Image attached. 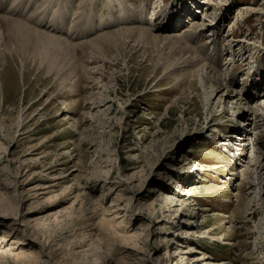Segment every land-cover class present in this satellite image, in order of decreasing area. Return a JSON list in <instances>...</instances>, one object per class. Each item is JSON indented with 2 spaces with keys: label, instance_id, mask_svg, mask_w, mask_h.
Listing matches in <instances>:
<instances>
[{
  "label": "rangeland",
  "instance_id": "obj_1",
  "mask_svg": "<svg viewBox=\"0 0 264 264\" xmlns=\"http://www.w3.org/2000/svg\"><path fill=\"white\" fill-rule=\"evenodd\" d=\"M207 1L0 0L58 36L0 20V211L25 227L0 218V264H168L178 245L182 264H264V113H234L237 91L264 108V0ZM121 9L180 14L163 36L203 23L194 54L231 74L175 68L168 41L105 25ZM245 128L250 143L228 136Z\"/></svg>",
  "mask_w": 264,
  "mask_h": 264
},
{
  "label": "bare ground",
  "instance_id": "obj_2",
  "mask_svg": "<svg viewBox=\"0 0 264 264\" xmlns=\"http://www.w3.org/2000/svg\"><path fill=\"white\" fill-rule=\"evenodd\" d=\"M210 0H208L207 2H209ZM122 3V2H121ZM2 5V4H1ZM208 7V6H207ZM210 7V6H209ZM205 8H206V6H205ZM125 9V8H124ZM129 9V8H128ZM127 9V10H128ZM7 10H9V11H6V10H4V12H7V13H9V14H11V15H14L16 12H13L11 9H7ZM188 10H189V12H192L193 13V11L194 12H196V10H195V8H194V6L190 3L189 5H188V7H183V8H181V10L179 11V12H181V16H183L184 15V12H188ZM15 11V10H14ZM121 11H122V13L121 14H119V16H115V14L114 13H110V17L111 18H113V20L112 19H108V18H106V20L108 19V21H106L105 20V22H106V24L105 25H109V24H113V23H123V22H121V21H124V22H127V23H131V24H133L134 26H132V27H122V28H120V30H117L119 33H121V32H127V33H133V32H138L140 35H151V36H154V37H156V38H161V39H163V40H166V41H168V43H169V45H171V48H173L175 51H178V53L180 54L179 55V63H177V65H176V67L175 68H178L179 70H181V69H183L184 67H186V68H191L192 66H196V65H198V64H200L201 62H203V59L200 57V56H196L194 53H196V52H194L192 49H193V47H191L190 46V44L188 43L189 41L190 42H192V40H194L195 41V37L197 36L196 34H198V36H201V34L205 31L204 29V24L203 23H201V22H199L198 23V21L196 22V20H193L192 21V28L191 29H189V28H185V29H183V31H182V33L181 34H179V33H172V34H165L164 36L163 35H161V34H154V33H152L151 32V28L153 27V28H156L157 30L158 29H161V30H164V31H166V30H168V29H170L171 31H172V27L174 28L176 25L174 24V21L175 22H177L178 20L177 19H179V17H180V14L179 15H176V14H174L175 15V19H174V21L173 20H170L169 21V23L170 24H168V22L167 23H164V24H159L158 26H151V24L149 23V19H145V18H143V16L142 15H140V17H141V19H142V21L145 23V24H147V26L146 25H142L143 23H141L140 21L139 22H137L138 21V19L137 18H135L136 17V12H134V11H132V10H129V12H126V11H124L123 9H121ZM108 12H111V11H108ZM126 12V14L125 15H123L124 13ZM17 14V13H16ZM15 14V15H16ZM22 14V13H21ZM194 14V13H193ZM116 15H118V14H116ZM123 15V16H122ZM151 15V14H150ZM21 16H23V15H21ZM42 18H44V15L43 16H41V17H38V20H42ZM0 20H10V21H12L14 24H15V26L17 27V28H19V29H21V30H26V31H29V30H32V31H35V32H40V33H43V35L44 34H48V33H46V32H44V31H41V30H39L38 28H35V27H32V26H30V25H28V24H26V23H24V22H22V21H20V20H17V19H15V18H10V17H2V16H0ZM32 20V19H31ZM44 20H45V18H44ZM126 20V21H125ZM135 20V21H134ZM36 22V21H35ZM40 22V21H39ZM44 22V21H43ZM180 22V21H179ZM37 24L36 25H43V26H48V27H50L52 30H54V32H57L58 30H59V32L58 33H61L62 32V30H61V27L62 28H64V26H62V24L59 26V24H57V23H52L51 22V20L50 21H48V20H45V22L44 23H42V22H40V24H38V22H36ZM62 23V22H61ZM103 23V22H102ZM59 27H58V26ZM148 25L149 26H151V27H148ZM175 25V26H174ZM235 25V23H233L232 24V27ZM66 27V26H65ZM73 27V26H72ZM102 27V26H101ZM103 27H105L104 25H103ZM94 28H100V26H95ZM169 30V31H170ZM63 31H65L66 33L65 34H67L68 32L69 33H71L70 34V38H79V34L75 31L74 32V30H72V29H69V28H67L66 30H65V28H64V30ZM68 31V32H67ZM158 31H160V30H158ZM162 32V31H161ZM32 33V32H31ZM53 33V32H52ZM68 33V34H69ZM76 34V35H75ZM108 34V33H107ZM122 34V33H121ZM124 35H125V33H124ZM139 35V36H140ZM195 35V36H194ZM47 36H50L51 38H55V37H58V36H54L53 34L51 35V34H48ZM162 36V37H161ZM45 37V36H44ZM99 38H100V36H99ZM126 38V37H125ZM158 40V39H157ZM50 42V41H49ZM57 42V41H56ZM48 43V42H47ZM201 43V42H200ZM49 44V43H48ZM52 44V43H51ZM44 45V44H43ZM201 46V45H200ZM198 50V49H197ZM217 50V49H216ZM199 51V50H198ZM213 51V50H212ZM174 52V51H173ZM205 58V57H204ZM178 60V59H177ZM208 63H209V61H207ZM208 63H206V61L205 62H203L202 63V65L199 67V68H196L195 70H196V72H202V78L203 79H207V80H210L211 82H212V84H219V85H222V82H224L226 79H227V77L231 74H229V73H226V71H224V70H222L221 68L220 69H216V68H218L219 67V65H217V64H215L216 66H213L212 64V66H210ZM218 63V62H217ZM214 64V63H213ZM188 66V67H187ZM216 67V68H215ZM224 69V68H223ZM227 70H228V68H227ZM184 71H186V70H184ZM229 74V75H228ZM214 87H217V86H215V85H212V86H208V88H210V89H212V88H214ZM211 91H213V89L211 90ZM210 94V93H209ZM208 94V98H209V95ZM230 94H228V95H226L227 97L229 96ZM235 96H238V101H240V103H238L239 104V106L238 107H236L237 108V110H235L234 111V113L235 114H237V116H240L241 118L244 116L245 117V120H247V118H248V113H251V116L252 115H254L255 114V116H254V118L256 117V119L258 120V118H260L261 117V114H262V119H263V113L264 112H262L263 110H264V108L262 107H251L250 106V103H249V98H243V96H241L240 95V92H238L237 91V93H236V95ZM247 96V95H246ZM245 97V96H244ZM218 99H220V98H218ZM217 99V100H218ZM236 99V98H235ZM236 99V100H237ZM219 101H221V100H219ZM235 101L233 100V102L232 103H234ZM243 104H247L246 105V107H244L243 106ZM250 106V107H249ZM249 107V108H248ZM233 108H235V107H233ZM239 108V109H238ZM249 109V110H247V112H245V111H242V109L244 110V109ZM259 115V116H258ZM243 119V118H242ZM253 120H255V119H253ZM257 120H255V124H257L258 125V121ZM261 120V119H260ZM264 120V119H263ZM260 122V121H259ZM235 133V134H234ZM248 132L246 131V128L245 129H243V130H240V131H238V132H233L232 134H229L228 136L229 137H233V139L235 138V140L237 139V137L238 138H240V137H242V136H247L248 134H247ZM227 136V137H228ZM249 137H246V139L245 140H247L249 143L251 142L250 141V139H248ZM231 140V141H234V140ZM221 144H226V142L224 141V142H222ZM227 144H229V143H227ZM242 143H239V145H241ZM228 146V145H227ZM229 146H231L232 147V149H235V150H238L237 149V147H234L232 144H229ZM263 156H264V154H262ZM263 170H264V165H263V168H262ZM261 177V176H260ZM261 183V182H260ZM251 184H253V182H251ZM128 198V197H127ZM125 201H127V202H130V198H128L127 200H125ZM126 202V203H127ZM128 204V203H127ZM125 206H127L126 204H125ZM125 206L124 207H121V209H124L125 208ZM122 212V211H121ZM124 213V212H123ZM118 214H120V212H118ZM117 214V215H118ZM122 214V213H121ZM0 218H7V219H10V221L9 222H6L7 223V227H6V229H12V231L11 232H15V231H17V232H22L23 231V228H25L24 227V224H22V223H19V221H18V218H17V216L16 215H10L9 213H6L5 211H0ZM21 225V227H18V226H20ZM6 231V230H5ZM7 232V231H6ZM6 233L4 232V234L3 235H5ZM170 239H174V243H183V239H177L176 237H170ZM5 241H7V239H5ZM20 243V241H18L16 244H19ZM1 246H3V244L2 243H0V248H1ZM185 252H187V250H183V248H180V245H178V246H176V247H174L173 249H171V253L170 254H168L167 256H166V258H170L171 257V260H168L167 262H168V264H182V263H179V260H180V257H181V255L182 254H184ZM0 253H2V252H0ZM203 258V256L202 257H197V258H195V259H193V261H196V260H200V259H202ZM166 262V263H167Z\"/></svg>",
  "mask_w": 264,
  "mask_h": 264
}]
</instances>
